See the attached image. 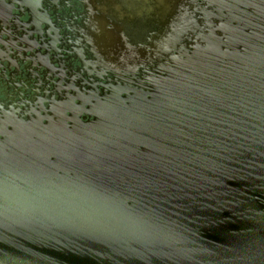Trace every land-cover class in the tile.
Listing matches in <instances>:
<instances>
[{
	"label": "water",
	"instance_id": "water-1",
	"mask_svg": "<svg viewBox=\"0 0 264 264\" xmlns=\"http://www.w3.org/2000/svg\"><path fill=\"white\" fill-rule=\"evenodd\" d=\"M119 1L98 97L0 112V264H264V0ZM45 7L0 0V99Z\"/></svg>",
	"mask_w": 264,
	"mask_h": 264
},
{
	"label": "flooded vegetation",
	"instance_id": "flooded-vegetation-1",
	"mask_svg": "<svg viewBox=\"0 0 264 264\" xmlns=\"http://www.w3.org/2000/svg\"><path fill=\"white\" fill-rule=\"evenodd\" d=\"M32 1L45 3L47 12H41L47 27L38 37L13 34L11 41L24 40L30 52L24 54L25 50L16 47L13 57L9 55L16 70L9 73L7 82L12 90L0 99V112L17 107L29 112L37 110L39 104L46 108L71 97H98L103 89L98 84L112 83V76L95 62L93 44L87 39L90 16L92 12L99 13V0ZM120 1L128 6L135 0ZM28 59L36 63L35 68L27 64ZM21 61L26 63L25 73L17 69Z\"/></svg>",
	"mask_w": 264,
	"mask_h": 264
}]
</instances>
